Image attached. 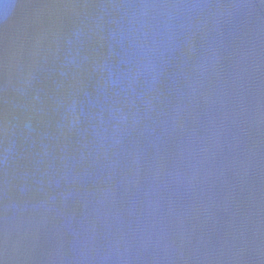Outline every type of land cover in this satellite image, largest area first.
Returning a JSON list of instances; mask_svg holds the SVG:
<instances>
[{"label": "water", "instance_id": "water-1", "mask_svg": "<svg viewBox=\"0 0 264 264\" xmlns=\"http://www.w3.org/2000/svg\"><path fill=\"white\" fill-rule=\"evenodd\" d=\"M0 264H264V0H0Z\"/></svg>", "mask_w": 264, "mask_h": 264}]
</instances>
